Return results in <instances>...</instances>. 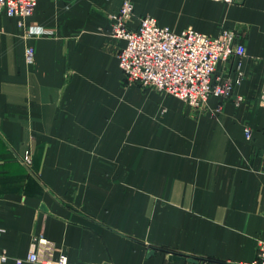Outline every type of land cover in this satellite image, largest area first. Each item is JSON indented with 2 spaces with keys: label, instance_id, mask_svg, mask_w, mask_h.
Masks as SVG:
<instances>
[{
  "label": "crops",
  "instance_id": "1",
  "mask_svg": "<svg viewBox=\"0 0 264 264\" xmlns=\"http://www.w3.org/2000/svg\"><path fill=\"white\" fill-rule=\"evenodd\" d=\"M131 1L133 27L152 16L178 33L236 32L246 55L216 75L240 82L200 111L126 86L110 31L123 0H37L27 23L52 35L29 40L0 13V251L36 249L41 262L24 264H251L264 239V0Z\"/></svg>",
  "mask_w": 264,
  "mask_h": 264
},
{
  "label": "built area",
  "instance_id": "2",
  "mask_svg": "<svg viewBox=\"0 0 264 264\" xmlns=\"http://www.w3.org/2000/svg\"><path fill=\"white\" fill-rule=\"evenodd\" d=\"M213 1L235 3V0ZM36 6L37 0H0V13L16 18L24 31V39L29 40L50 34L43 28L28 25L27 19L33 15ZM134 12L132 1L123 0L119 12L110 16L111 36L125 44L118 53V61L130 84L173 96L197 111L204 109L212 97L227 99L232 96L241 72L236 80L222 79L216 74L222 62L246 55V48L238 41L236 32L223 30L218 36H210L187 29L178 33L161 26L152 16L139 19L138 26L133 27ZM25 61L28 66L35 64L33 46L26 47ZM260 104L264 107V83ZM245 134L247 139L251 138L250 129H246ZM24 163L28 167L33 163L29 152L25 153ZM11 260L15 264L41 262L36 249H32L25 259H15L0 251V264ZM45 264H68V259L61 256L57 262ZM251 264H264V239L259 240L257 258Z\"/></svg>",
  "mask_w": 264,
  "mask_h": 264
},
{
  "label": "rangeland",
  "instance_id": "3",
  "mask_svg": "<svg viewBox=\"0 0 264 264\" xmlns=\"http://www.w3.org/2000/svg\"><path fill=\"white\" fill-rule=\"evenodd\" d=\"M23 31V30H22ZM23 38H24V31H23ZM51 36L52 35V33H50V34H47V35H45V36ZM41 37H43V36H41ZM41 37H36V38H41ZM31 46V45H30ZM123 81L125 82V85L127 86V85H137V84H130L129 82H128V80H127V78L125 77V75L123 76ZM137 86H139V85H137ZM141 87V86H140ZM142 88H144V87H142ZM147 89H149V90H152V91H154V92H156V93H158L155 89H153V88H147ZM160 93V92H159ZM27 152H29V151H27ZM30 153V152H29ZM30 155H31V153H30ZM31 158H32V155H31ZM23 162H24V157H23ZM32 162H33V159H32ZM33 166V163H32V165H31V167ZM31 167H29V168H31Z\"/></svg>",
  "mask_w": 264,
  "mask_h": 264
},
{
  "label": "water",
  "instance_id": "4",
  "mask_svg": "<svg viewBox=\"0 0 264 264\" xmlns=\"http://www.w3.org/2000/svg\"><path fill=\"white\" fill-rule=\"evenodd\" d=\"M171 257H173L174 259H178V258H181V257H184V256H182L180 254H176V253H171ZM188 260L190 262H196V259L195 258H190L189 257Z\"/></svg>",
  "mask_w": 264,
  "mask_h": 264
}]
</instances>
